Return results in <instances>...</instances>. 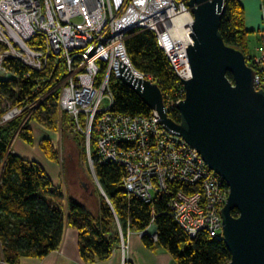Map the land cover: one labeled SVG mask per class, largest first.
Listing matches in <instances>:
<instances>
[{"label": "built area", "instance_id": "obj_1", "mask_svg": "<svg viewBox=\"0 0 264 264\" xmlns=\"http://www.w3.org/2000/svg\"><path fill=\"white\" fill-rule=\"evenodd\" d=\"M188 1L0 0V75H10L6 68L10 60L35 71H44L49 59L63 65L59 106L75 117L79 130L83 121L86 130L96 131L93 137L92 132L88 134L89 153L94 141L98 162L123 168L126 191L145 203L150 204L158 193L173 195L171 217L190 238L208 231L211 237L224 240L221 212L230 192L197 149L168 132L156 111L146 116L112 112L115 97L109 85L113 75L122 78L120 62L126 63L132 73L152 81L135 69L126 51V39L142 31L154 32L160 50L178 73L183 86L180 97L165 102L168 115L177 110L185 98L182 79L192 77L186 48L192 43L194 16ZM259 35L262 47L254 65L263 75H256V88L264 89V21ZM103 65L106 76L99 81ZM23 108L32 113L33 108ZM23 111H9L4 122ZM182 185L191 194L172 192L173 186Z\"/></svg>", "mask_w": 264, "mask_h": 264}, {"label": "trees", "instance_id": "obj_2", "mask_svg": "<svg viewBox=\"0 0 264 264\" xmlns=\"http://www.w3.org/2000/svg\"><path fill=\"white\" fill-rule=\"evenodd\" d=\"M226 3L220 24L225 43L244 53L247 64L256 70L257 75H263L262 69L254 65V57L249 52L248 39L253 32L246 28L242 2L228 0ZM126 51L135 69L150 76L152 82L159 85L165 102L179 99L182 83L160 50L154 33L142 31L131 34L126 39ZM6 68L10 75H0V122L9 107H27L36 102L39 105L25 122L24 118L30 113L28 109L23 117L0 124V257L5 264H21L23 259L30 258L41 260L59 251L68 227L79 232L82 262L95 264L113 255L112 252L121 245V233L128 238L129 234L147 232L152 226L157 228V240L146 234L142 236L145 246L151 251L157 248L165 250L173 264L230 263L231 252L224 240L211 237L208 231L190 238L171 217L169 205L173 195L158 193L147 204L128 193L123 185V168L114 163L100 164L96 159L95 142H92L91 155L96 159L93 163L95 175L105 194L104 197L102 192H98L97 213L69 198L64 185L57 187L39 161L24 159L11 151L10 144L17 132L24 144L35 147V133L31 124L36 123L57 135L62 130L67 133L74 126V121L70 113L59 106L62 90L58 85L63 80V65L49 59L44 71H35L10 60ZM105 74L103 65L99 81L105 78ZM228 78L233 81L230 73ZM109 86L115 97L112 107L114 114H152L140 96L114 75ZM169 116L180 123L181 116L177 110L171 111ZM80 142L83 144L84 158L87 159L86 142L84 139ZM39 144L47 160L59 164L57 146L50 139ZM172 189L174 194L180 190L191 194L184 185L173 186ZM233 214L238 215L237 212Z\"/></svg>", "mask_w": 264, "mask_h": 264}, {"label": "water", "instance_id": "obj_3", "mask_svg": "<svg viewBox=\"0 0 264 264\" xmlns=\"http://www.w3.org/2000/svg\"><path fill=\"white\" fill-rule=\"evenodd\" d=\"M187 4L195 19L186 48L192 77L182 79L180 123L167 114L159 85L132 73L123 61L121 81L159 113L168 132L197 149L228 187L221 214L229 264H264V90L256 88V71L244 53L227 46L221 34L226 0ZM146 234L156 236L157 228Z\"/></svg>", "mask_w": 264, "mask_h": 264}, {"label": "rangeland", "instance_id": "obj_4", "mask_svg": "<svg viewBox=\"0 0 264 264\" xmlns=\"http://www.w3.org/2000/svg\"><path fill=\"white\" fill-rule=\"evenodd\" d=\"M35 45L36 44H31V48H36L34 47ZM248 46H249V52L255 55L256 54L255 47L259 46L257 33L254 32L249 35ZM257 53H259V51ZM176 75L178 77V73H176ZM3 77H8V76H3ZM58 87L61 88L62 90L63 82H60ZM257 89L264 90L259 88ZM34 104L35 106L29 105L30 108H33L32 113L34 112L35 108L38 107L39 105L38 102ZM104 106H106V104H104ZM14 109L21 111L24 110L23 107L12 106V109L8 110L7 113L5 112V114L3 115L2 117L3 120L1 119L0 124L11 122V121L4 122V118L5 116L6 117L10 116L9 111H12ZM24 113L26 112L23 111V113L18 115L17 118L23 117ZM32 113H30L24 118V122L28 120L29 116H31ZM79 120L82 121V116L79 117ZM72 121H74V126H72V128H70L67 133H64L62 130L57 135L45 130L43 127L37 125L36 123L31 124V127L35 133V144H34L35 147L31 148L28 145L24 144L19 139V134L17 132L10 144L11 146L10 150L16 152L19 156H21L24 159L26 158L30 161L38 160L46 168L47 172L49 173L50 177H52L57 187H60L61 184L62 186L64 185V188L68 192L69 198L75 199L80 204L84 205L87 209L92 210L93 213H97L98 212L97 207L99 204L97 195L98 192H102L101 194L103 195L104 191L101 188V186H99L100 183L98 181L97 175H95V168L93 163L94 160L97 159V157L95 159L90 154L91 151L89 153L88 142H87L88 134L92 132L91 135L93 137L94 135L93 132L95 130L93 131L86 130L87 126L85 123L83 124V121L81 122L82 130L81 129L79 130L77 120H75V117L73 115H72ZM47 139H50L52 143L55 144L58 148L60 155L59 164L47 160L42 150L40 149L39 143ZM82 139H84L86 142V146H87L86 151L88 154L87 159L84 158V154L82 153L83 144L80 142L82 141ZM92 142H91L90 150L92 147ZM140 234L142 235V233ZM129 249H130V242L128 241V238L123 237V240L120 245V251L123 253V264H129L128 262L129 260L127 259L130 253Z\"/></svg>", "mask_w": 264, "mask_h": 264}, {"label": "crops", "instance_id": "obj_5", "mask_svg": "<svg viewBox=\"0 0 264 264\" xmlns=\"http://www.w3.org/2000/svg\"><path fill=\"white\" fill-rule=\"evenodd\" d=\"M241 2L246 13L245 24L247 30L258 35L259 46L255 47V55H257L262 47L259 32L264 21L263 1L241 0ZM250 55L255 57L252 53ZM65 232L63 245L59 251H54L41 260L23 259L21 264H84L79 254V232L72 227H68ZM128 241L130 242V253L127 258L129 264H173L172 258L165 250L157 248L151 251L147 249L141 234H130ZM112 253L113 255L108 260L98 261L95 264H123V253L120 251V246ZM2 260L3 258L0 257V264H4Z\"/></svg>", "mask_w": 264, "mask_h": 264}, {"label": "bare ground", "instance_id": "obj_6", "mask_svg": "<svg viewBox=\"0 0 264 264\" xmlns=\"http://www.w3.org/2000/svg\"><path fill=\"white\" fill-rule=\"evenodd\" d=\"M181 21L184 22V20H182V19H181ZM182 22H181V23H182ZM13 119H15V118H13ZM13 119H12V120H13Z\"/></svg>", "mask_w": 264, "mask_h": 264}, {"label": "clouds", "instance_id": "obj_7", "mask_svg": "<svg viewBox=\"0 0 264 264\" xmlns=\"http://www.w3.org/2000/svg\"><path fill=\"white\" fill-rule=\"evenodd\" d=\"M241 2V1H240Z\"/></svg>", "mask_w": 264, "mask_h": 264}]
</instances>
